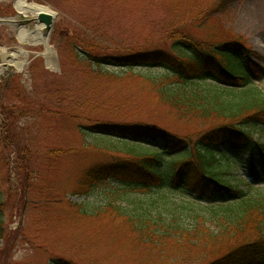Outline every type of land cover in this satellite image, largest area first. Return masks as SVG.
<instances>
[{"label":"rangeland","instance_id":"374dc122","mask_svg":"<svg viewBox=\"0 0 264 264\" xmlns=\"http://www.w3.org/2000/svg\"><path fill=\"white\" fill-rule=\"evenodd\" d=\"M15 1L0 0V17L18 15L33 27L34 16L18 14ZM28 1L52 12L49 41L56 59L48 67L36 56L41 46L29 48L22 70L7 61L3 70L0 58V264H195L201 250L184 253L169 239L142 242L129 217L136 218L140 208L160 207L170 219L191 214L188 227L197 221L208 227L210 207L177 192L136 191L112 181L79 188L88 166L122 157L117 149L125 148L84 128L142 121L193 140L216 122L161 101L147 77L158 78L162 70L98 64L92 57L166 47L177 25L185 26L198 39H236L250 48L260 76L251 77L253 85L264 92V0ZM15 29L0 25V46L21 45ZM140 140L164 143L161 137ZM233 171L243 187L244 167L238 163ZM254 189L264 192V176Z\"/></svg>","mask_w":264,"mask_h":264},{"label":"trees","instance_id":"16d2710c","mask_svg":"<svg viewBox=\"0 0 264 264\" xmlns=\"http://www.w3.org/2000/svg\"><path fill=\"white\" fill-rule=\"evenodd\" d=\"M184 27L177 25L166 47L92 58L98 64L112 61L120 68L162 70L164 75L158 78L147 75L156 84L161 101L216 123L193 140L142 121L88 125L85 133L115 140L125 148L117 149L122 157L88 166L78 187L87 190L112 181L126 189L177 192L197 199L210 207L212 225L208 227L204 221L188 227L191 214L170 219L171 212L170 218L162 216L160 207L153 211L151 206L150 210L140 208L136 218L129 217L131 230L141 235L142 242L145 238L148 242L169 239L184 253L188 248L201 250L195 264H264V192L254 189L264 175V142L260 140L264 136V92L251 78H259L256 64L244 43L214 36L198 39ZM157 137L164 142L161 146L140 140ZM240 153L246 155L243 161ZM238 163L247 173L241 180L243 187L233 171ZM114 210L120 212L118 207ZM2 217L0 207L1 239L5 233Z\"/></svg>","mask_w":264,"mask_h":264},{"label":"bare ground","instance_id":"6f19581e","mask_svg":"<svg viewBox=\"0 0 264 264\" xmlns=\"http://www.w3.org/2000/svg\"><path fill=\"white\" fill-rule=\"evenodd\" d=\"M15 8L20 14L36 16L39 12H45L52 15L50 9L42 7L38 4L32 3L28 0H16ZM45 25L40 22H36L33 27H27L20 25L15 29L16 38L20 46H17L14 51L4 50L0 47V58L2 59V69L6 70L9 65H5L7 61L10 65L14 66L16 70H21L26 65L29 56L32 54L30 47L38 48L41 46L42 53L45 54L47 62L52 63V52L50 50V43L48 41L49 31L45 29ZM4 72V71H3Z\"/></svg>","mask_w":264,"mask_h":264},{"label":"water","instance_id":"95a60500","mask_svg":"<svg viewBox=\"0 0 264 264\" xmlns=\"http://www.w3.org/2000/svg\"><path fill=\"white\" fill-rule=\"evenodd\" d=\"M16 17L17 16L0 18V25L8 24V25L15 27V26H17V24L20 23V21H18L16 19ZM36 20L44 23L46 26V30L49 31V33H50L51 24L53 23V20H52V17L49 13L39 12L36 16ZM49 46H50V50L52 52V56H53V60H54V59H56V56H55V52L53 50V46L52 45H49ZM2 48L5 49V47H2ZM38 54L43 55L45 57V63L47 64L48 67H50L49 63L47 62L45 54L44 53H38Z\"/></svg>","mask_w":264,"mask_h":264}]
</instances>
